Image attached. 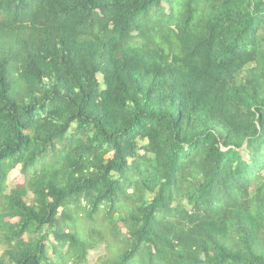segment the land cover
<instances>
[{"label":"trees","instance_id":"trees-1","mask_svg":"<svg viewBox=\"0 0 264 264\" xmlns=\"http://www.w3.org/2000/svg\"><path fill=\"white\" fill-rule=\"evenodd\" d=\"M97 243L264 264V0H0V264Z\"/></svg>","mask_w":264,"mask_h":264},{"label":"rangeland","instance_id":"rangeland-1","mask_svg":"<svg viewBox=\"0 0 264 264\" xmlns=\"http://www.w3.org/2000/svg\"><path fill=\"white\" fill-rule=\"evenodd\" d=\"M99 79L101 80V77H99ZM142 152L143 151L140 150V153ZM22 180L23 176L19 173V168L17 166L10 171L9 176L6 179V190L8 191L14 184L21 182ZM2 249L3 247L0 245V253L2 252ZM63 251H65V249H63ZM105 251L104 244L97 243L94 248L88 250L84 264H100V258L105 256ZM68 264H71V262H68Z\"/></svg>","mask_w":264,"mask_h":264}]
</instances>
